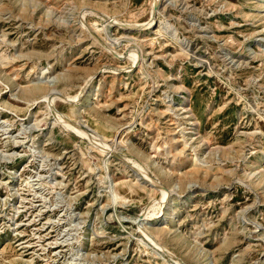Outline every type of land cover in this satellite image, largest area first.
Masks as SVG:
<instances>
[{
  "label": "rangeland",
  "instance_id": "rangeland-1",
  "mask_svg": "<svg viewBox=\"0 0 264 264\" xmlns=\"http://www.w3.org/2000/svg\"><path fill=\"white\" fill-rule=\"evenodd\" d=\"M152 3L0 0V264H264V0Z\"/></svg>",
  "mask_w": 264,
  "mask_h": 264
},
{
  "label": "bare ground",
  "instance_id": "bare-ground-1",
  "mask_svg": "<svg viewBox=\"0 0 264 264\" xmlns=\"http://www.w3.org/2000/svg\"><path fill=\"white\" fill-rule=\"evenodd\" d=\"M159 2H160V0H153L152 6H151V10H150V14H151L150 16H153V14L155 13V11L157 10V7H156L155 9L153 8V4H157V6H158V5H159ZM154 10H155V11H154ZM150 22H151V20L147 22V25H149ZM142 26H143V25H142ZM142 26H140V27H142ZM133 51H134V50H133ZM133 51H132V52H133ZM77 132H79V131H77ZM80 133H81V132H80ZM99 145H100V144H99ZM100 146L103 148V147H105V144H103V142H101V145H100ZM133 166H134V165H133ZM135 166H136V165H135ZM135 166H134V167H135ZM137 167H138V166H137ZM133 169H134V168H133ZM135 169H137L138 172H141V170H139V167H138V168L135 167ZM134 172H135V171H134ZM137 174H138V173H137ZM153 184H154V183H153ZM143 216H145V214H143Z\"/></svg>",
  "mask_w": 264,
  "mask_h": 264
},
{
  "label": "water",
  "instance_id": "water-1",
  "mask_svg": "<svg viewBox=\"0 0 264 264\" xmlns=\"http://www.w3.org/2000/svg\"><path fill=\"white\" fill-rule=\"evenodd\" d=\"M156 7H157V4H153V8L155 9ZM138 215L141 216L140 212Z\"/></svg>",
  "mask_w": 264,
  "mask_h": 264
}]
</instances>
